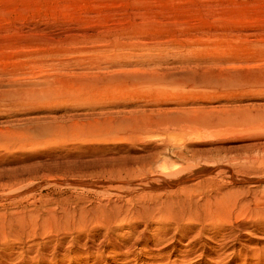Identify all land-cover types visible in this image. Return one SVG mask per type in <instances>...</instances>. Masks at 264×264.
<instances>
[{
  "label": "rangeland",
  "instance_id": "rangeland-1",
  "mask_svg": "<svg viewBox=\"0 0 264 264\" xmlns=\"http://www.w3.org/2000/svg\"><path fill=\"white\" fill-rule=\"evenodd\" d=\"M182 148L194 156L176 159ZM206 162L216 184L189 193L213 215L172 244L160 233L175 225L77 221L163 192V164ZM241 178L264 179V0H0V209L23 208L2 264H264V185ZM66 212L70 228L48 219Z\"/></svg>",
  "mask_w": 264,
  "mask_h": 264
},
{
  "label": "bare ground",
  "instance_id": "bare-ground-1",
  "mask_svg": "<svg viewBox=\"0 0 264 264\" xmlns=\"http://www.w3.org/2000/svg\"><path fill=\"white\" fill-rule=\"evenodd\" d=\"M226 75H228V74H226ZM229 79H231V78H229ZM171 113H172V115H169L170 117L164 116V114L168 115V114H171ZM162 114L164 116L162 121L166 122L165 120H168L170 122L173 121V122H178V123L186 121L187 114H189L188 117L191 116L190 112L189 113L188 112L184 113V112H177V111H169L168 113L166 112V113H162ZM173 114H175V115H173ZM160 118H162L161 115H160ZM126 119H128V118H123L124 121ZM123 120H121V121L123 122ZM132 123H133V121H132ZM50 124H52V123H50ZM55 124H58V123H55ZM136 124H138V123H136ZM140 125L144 126L143 124H140ZM187 125H186L187 128L188 127H193V128L200 127V124H193L192 123V124H187ZM137 126L139 127V125H137ZM202 127H203V125L201 126V128ZM137 130H139V129L137 128ZM36 133H37V136H45L46 134L51 133V131H50L49 128H46L44 131H42V129H38V130H36ZM198 142H200V141H198ZM177 150H176V152L174 151V153H173L174 155L173 156L176 159H178V160H187V158H186L187 156L186 155L187 154L189 155L190 153H192V152H189L190 149L187 151V148H182L181 150H178V151ZM195 151H196V149H195ZM195 151L193 153H195ZM190 155H191V157L194 156L192 154H190ZM171 158H172V156H171ZM198 158L200 159L199 156H198ZM168 159H169V157H168ZM189 159H191V158H189ZM152 163H154V162H152ZM152 163H148V165H146L149 170L152 169V168L150 169V165H152ZM172 164H174V163H172ZM168 165H169V163H168ZM211 165L207 163L206 166L203 167V168H201V167L199 168V167H197L198 166L197 165L196 167L194 166V167H187V168H184V169H176L175 167L174 168L173 167L172 168H166V165L163 164V166H160V167L163 168V169L160 168L161 175H162V177H165V179L169 178V179H166V183H164V188H163V190H161L163 192H159L157 194L149 193V194H144V195L131 196V197H129L127 199H124V200L121 199V197H119V199H116L114 201L106 200L105 208L99 209V207H98L92 213L90 220H87L84 216L83 217L81 216L77 221L79 223H82L83 225H87V224L92 225V226H94L93 227L94 229H96V228H98V229H100V228L106 229V228L110 227L113 224H120V223L121 224H124V223L126 224V223H128L127 226L130 227V231L131 232H132V229H133L132 227L137 222H140V221H138V219L143 221L145 223V225L147 223L163 224L164 225V228H163L164 232L166 230H169V229L166 228V226L168 228H172L171 226L175 225V229H174V232L172 233L173 235L171 237L167 238V232L164 234V233H162V232L160 233V231H158V233H160V237L162 238V240L164 242H166V243L168 242V244H172V243L175 242V235H177V233H179V229H178L179 224L184 222V224H185L184 226L186 227V226L192 225L194 223V220L199 222L200 219L198 221L197 218H199L201 215H202V218H206V219L210 218L213 215V211H212V207H211L212 205L209 203V199L204 201L203 204H200L199 203L200 200L199 199L195 200L193 198V196H191V193H189L191 191L190 188H193V187H196V186H204V185H207L206 188H209L210 186H214L216 184V183L209 182L205 178L212 171V169H210ZM213 165H214V163H213ZM143 169L142 168L141 169L140 168L139 169L138 168H136V169L131 168V169L126 171L125 178L139 177V176L142 175ZM11 179H9V180H11ZM236 181L238 183H240V184L252 185L250 188H252V187L255 188L257 186V184H258L259 187L257 186L256 189L260 188L261 186L264 185V179H262V178L260 180L256 179V181H254L253 179L252 180H250V179L247 180L246 178H241V179H238ZM229 195L230 194L223 195L222 198H217L215 196V198H216L215 205L219 206V207H216V208H218V209L222 208L227 203L226 200H224V197H228ZM263 195H261V196H263ZM260 198H257V201ZM192 200H195V201H192ZM221 203H225V204L221 205ZM230 206L233 208L235 205L234 204H230ZM12 208H13V210L11 209L10 212L8 210L5 211L4 207H3L2 210L0 209V241L3 240V242L6 241V239L8 237H10L13 234L17 233L16 231H15L16 233L12 232V230H13V223L12 222L18 224L17 225L18 228H19V226L23 225L22 222L19 219H17L16 217L14 218V216H18V215H20L23 212V208L21 206H19V205H14ZM256 214L261 220L264 221V208L261 209V210L257 209V213ZM50 216L51 217H48V219L49 218L53 219L52 221L55 222V226L58 225L60 227L62 226V228L63 227L64 228H70L71 226L75 225L74 216H70V214L67 213V212L65 213V216H61V217L56 216V215H50ZM15 219H17V220H15ZM202 221H203V219H202ZM29 231L32 232V233H35L34 232L35 231L34 225L31 226L28 229H26V228L24 229L25 233H28ZM25 233H23V234H25ZM197 233H198L197 236H199V237L202 235V234H200L199 231ZM19 234L15 235L14 238L20 236ZM140 234L142 235L143 232H140ZM138 236H140V235H138ZM248 236L253 237L251 233H249ZM154 237H156V236L154 235ZM206 239H207V237H206ZM225 239L226 238L221 239V243L215 242L213 244L216 247H218V248L225 247L226 246V241L228 242V240H227L228 238L226 239V241H225ZM157 241L158 240H156V242ZM0 246H2V244ZM154 247H157V246H154ZM118 249L120 251L123 250L124 253L127 251V249L125 247H122V245H117V250ZM3 260L4 259H2L0 257V264H2L4 262Z\"/></svg>",
  "mask_w": 264,
  "mask_h": 264
}]
</instances>
